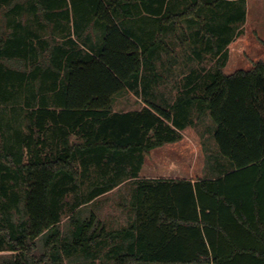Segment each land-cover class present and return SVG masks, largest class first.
Segmentation results:
<instances>
[{
	"label": "trees",
	"instance_id": "trees-1",
	"mask_svg": "<svg viewBox=\"0 0 264 264\" xmlns=\"http://www.w3.org/2000/svg\"><path fill=\"white\" fill-rule=\"evenodd\" d=\"M184 1L0 0V98L9 90L12 112L1 101L0 264H264V61L222 71L246 0ZM183 21L197 22L195 55L216 58L207 79L185 82L174 113L147 99L114 111L144 70L158 76L164 36ZM195 105L229 168L194 184L140 179L144 155L179 141ZM85 180L61 229L63 200ZM124 184L127 222L108 228L94 209Z\"/></svg>",
	"mask_w": 264,
	"mask_h": 264
},
{
	"label": "rangeland",
	"instance_id": "rangeland-1",
	"mask_svg": "<svg viewBox=\"0 0 264 264\" xmlns=\"http://www.w3.org/2000/svg\"><path fill=\"white\" fill-rule=\"evenodd\" d=\"M189 4L184 0H169V5L175 11H181ZM207 17V16H205ZM246 19L243 26L238 30L231 46V63L233 65L248 66L252 63V59L262 57L264 54L257 53L254 49L260 39L264 41V0H247L246 2ZM198 25L196 21H183L175 30H168L164 36V40L169 46L170 54L161 51L159 57L155 61V71L158 75L153 77L149 70H144L142 81L137 88V93L126 90L118 94L114 98L113 109L116 112H132L143 107L145 99L153 101L159 105L171 109V106L176 103L177 99L182 95L184 83L191 80V85L200 84L207 79V75L213 70L216 58L209 53H200V56L195 55L198 49V44L194 38V32ZM155 79V80H154ZM190 85V86H191ZM199 89H195L193 94H199ZM9 90L3 98H0V112L4 109L5 104L7 116L10 117L11 100ZM161 99V100H160ZM16 107H20L16 105ZM174 113V110H172ZM20 124L24 125L23 115L20 116ZM188 119L191 121V130L185 131L187 137L191 139L192 149L188 150V154L192 153L194 169L196 176L205 177L212 175L218 170V164H225V160L217 154L216 146L212 138V132L215 125L211 121L209 114L198 109L197 105L189 111ZM25 131V129H23ZM47 142L51 144L48 133L46 134ZM182 137V136H181ZM72 140L75 138L72 137ZM50 147V146H49ZM154 151H149L146 155L149 160H153ZM93 169V167H92ZM91 179H96L95 171L90 173ZM81 189L68 193L63 200V211L61 215L60 228L64 229L67 224V218L74 210L76 202L83 196L85 186L88 180ZM130 186L124 184L110 191L105 197L100 198L99 208L95 210L98 218L104 222L108 228H116L123 226L127 222V212L120 206V202H128L130 194ZM99 200V199H98ZM88 210L83 215L87 216ZM22 213L14 212L13 220L16 222L21 219ZM7 252H0L6 254Z\"/></svg>",
	"mask_w": 264,
	"mask_h": 264
},
{
	"label": "crops",
	"instance_id": "crops-1",
	"mask_svg": "<svg viewBox=\"0 0 264 264\" xmlns=\"http://www.w3.org/2000/svg\"><path fill=\"white\" fill-rule=\"evenodd\" d=\"M247 2V0H246ZM247 21V19H246ZM234 45V42H231L228 47V60L223 67L222 71L226 75H230L234 73L237 70H249L252 67V64L254 62H257L259 60L264 61V55L262 57H257L252 59V63H250L248 66H241V65H233L231 63V52L230 48ZM254 49L257 53L264 54V41L259 40L256 44H254ZM185 84V83H184ZM182 93H185L183 91ZM161 100V99H160ZM115 111V110H114ZM191 130L190 127H185L180 131L181 139L174 143H166L162 146L156 147L155 149H152L154 151V158L153 160H149L148 155H144V161L141 166L140 172H139V178L144 180H184L189 181L192 184H194L197 181L205 180V179H211L214 180L217 174H219L217 171H221V167L224 166L226 169L229 168V163L226 159L225 164L220 163L218 164V170L214 171L212 175H208L205 177H199L195 174L194 169V162L192 160V153L188 154V150L192 149V142L189 137H187V134L185 131ZM216 173V174H215Z\"/></svg>",
	"mask_w": 264,
	"mask_h": 264
}]
</instances>
